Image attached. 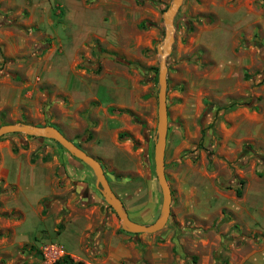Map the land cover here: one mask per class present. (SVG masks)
<instances>
[{
	"label": "crops",
	"instance_id": "obj_1",
	"mask_svg": "<svg viewBox=\"0 0 264 264\" xmlns=\"http://www.w3.org/2000/svg\"><path fill=\"white\" fill-rule=\"evenodd\" d=\"M208 1L192 0L190 15H195L197 21L189 41L193 47L207 51L212 63V70L202 79L207 87L205 96H212L216 101L230 100L240 92L245 94V84L257 82L264 72V53L257 45L258 42L264 45V7L260 6L264 0ZM0 5L6 11L13 9L28 13L18 21L22 30L0 29V59L4 58L2 71L3 65L5 68L10 65V59L28 57L29 64L28 61L14 64L18 69L27 64L22 75L28 81L34 75L42 85L58 89L60 97L65 100L59 108L54 103H45V95L39 96L33 86L16 85L15 79L11 78L17 74L10 67V73L6 72L0 78V111L19 109L14 113L19 116L22 112L29 118L26 122L37 126L51 125L68 140L84 141L89 134V142L80 148L97 159L102 169L104 166L99 159L114 164L119 169L114 167V170L119 172L143 173L144 180L141 179L139 187L135 181H129L128 186L132 185L133 191L130 197L126 190L107 181L128 218L140 224H150L145 209L150 205L151 211L157 210L159 203L152 174L153 135L147 130L142 138L140 168L132 158L135 148L131 146L125 150L116 145L120 131L134 133L132 124L118 121L115 115L108 113L113 107L139 113L138 103L142 99L137 77L125 67L104 65L102 73L97 76L91 71L78 69L77 65L80 57H86L88 45L94 40L116 49L114 41L118 25L127 23L135 29L145 18L155 23L156 11L133 0H0ZM208 16L211 23L207 22ZM157 36L158 29L152 25L148 34L135 36L133 43L150 46ZM124 53L129 59L138 58L132 50ZM245 75H249L247 81ZM181 80L192 85L189 76H182ZM191 102L184 97L182 106L189 107L193 105ZM14 113H8L3 124L12 123ZM193 118L188 113H179L172 127L168 122L163 157L165 168L169 163L175 167L180 162L176 156L179 149L174 148L175 152L168 154V139L181 137L183 128L178 125L190 123ZM259 119L247 117L241 120L249 127L242 134L243 138L264 140V121ZM107 141L114 148L112 153L106 150ZM144 181L147 189L141 186ZM96 190L86 166L65 151L56 149L49 141L17 133L0 137V264H8L6 257L13 253L27 257L31 248L50 245L53 237L64 244V240H72L68 250L74 249L88 225L77 224L70 234L68 226L74 220L67 208L70 204H79L87 210L85 205L96 201ZM258 194L259 187L245 185L244 196L251 207L258 202ZM123 195L129 198L128 202L123 200ZM58 223L63 226L56 231ZM263 257L264 249H260L240 264H260Z\"/></svg>",
	"mask_w": 264,
	"mask_h": 264
},
{
	"label": "rangeland",
	"instance_id": "obj_2",
	"mask_svg": "<svg viewBox=\"0 0 264 264\" xmlns=\"http://www.w3.org/2000/svg\"><path fill=\"white\" fill-rule=\"evenodd\" d=\"M133 1L156 11L157 21L153 23L145 18L135 29L127 23L118 25V34L114 41L116 49L109 48L107 43L94 40L88 45L86 57H80L77 67L86 72L91 71L97 76L102 73L104 65L109 68L125 67L137 77L142 99V102L138 103L139 113L115 107L109 108L108 113L115 115L118 121L132 124L134 133L120 131L118 134L123 138L118 140L116 137V145L125 150L131 146L135 148L132 158L141 168L143 156L139 146L143 143L142 138L146 136L147 130L152 133L153 141L155 136L158 88L156 46L163 37L161 14L170 0ZM191 3L192 0H183L173 18V43L171 52L166 57L167 124L170 122L169 126L172 127L174 118L179 113H188L194 118L190 123L178 125L183 128L181 137L174 136L168 139V154L175 152L174 148L179 149L176 156L180 162L175 167L170 163L164 167L171 201L169 216L163 228L153 234H132L121 230L116 215L96 190V201L91 205L86 204L87 210L79 204H70L67 208L74 220L70 221L68 226L70 234L74 232L77 224L88 225L74 249L68 250L72 246V240L66 239L64 244L53 237L49 242L60 247L62 251L54 261L44 263L41 250L31 248L27 257L23 255L20 257L15 253L8 255L6 257L8 264H15L17 260H21L20 264H56L64 258L69 264H240L245 258L264 249V140L243 138L242 134L249 127L241 121L247 117H258L260 122L264 121V72L257 82L245 84V94L240 92L241 94H236L230 100L218 101L212 96H205L207 87L202 83V79L205 73L212 70V63L207 51L193 47L189 41L194 23L197 21L195 15H190ZM260 6L264 7V1ZM27 15L25 11L13 9L6 11L0 5V29L22 30L18 21ZM207 19V22L211 23L209 16ZM7 23H14L15 27L7 26ZM152 25L158 29V36L154 42L150 46H136L133 43L135 36L148 34ZM257 45L261 46L264 53V45H260L259 42ZM36 49L37 47L32 51L33 56ZM128 50H132L133 55H137L138 58L126 57L124 52ZM1 51L0 45V55ZM2 61L4 62V58L1 57L0 64ZM27 61L28 57L21 60L10 59V65L7 68L3 65V71L1 64L0 78L6 72L10 73L9 69L12 67L18 77L15 75L10 78L15 79L17 86H33L39 96L45 95V103L46 101L47 104L54 103L57 107L62 105L65 100L60 97L58 89L56 91L51 86L42 85L34 75L28 81V78L22 75L27 64H23L19 69L14 65ZM59 75L55 74L57 77ZM182 76H189L192 85L182 81ZM248 78L249 75L244 76L245 81ZM184 97L191 99L193 105L183 107ZM7 112L13 114L19 112V109L8 108L4 112L0 111V125H3ZM18 114H15L12 123L34 125L26 122L29 118L23 116L22 112L19 116ZM42 140L49 141L56 149L64 151L55 142ZM87 142L89 141L78 140L76 144L85 147L84 143ZM106 150L110 153L114 151L108 141ZM99 160L104 166L103 171L110 184L126 190L128 196L133 195L132 185L131 188L128 186L129 181H135L139 187L141 179L144 180L143 173L119 172L114 170V167L118 169L114 164ZM86 169L91 173L87 167ZM152 174L159 203L157 210L151 211L150 205L145 209L146 220L150 223L158 217L161 201L160 190L154 173ZM92 179L94 180L93 175ZM246 184L259 187L257 198L259 200L253 207L246 203L244 196ZM135 186L133 190H136ZM141 186L145 189L146 182L144 181ZM236 189L240 191L239 196L235 195ZM125 196L123 195V200L128 202L129 198L126 199ZM62 226L60 223L56 224V231ZM259 262L264 264V257Z\"/></svg>",
	"mask_w": 264,
	"mask_h": 264
},
{
	"label": "water",
	"instance_id": "obj_3",
	"mask_svg": "<svg viewBox=\"0 0 264 264\" xmlns=\"http://www.w3.org/2000/svg\"><path fill=\"white\" fill-rule=\"evenodd\" d=\"M183 0H170L168 6L161 14L163 37L156 46L158 55L157 67V93H156V124L153 141L152 161L153 173L160 190L161 203L158 217L150 224H140L128 218L120 200L111 191L107 178L97 159L87 155L72 140L65 138L51 125H32L25 123H8L0 125V137L8 134H23L29 137L47 139L59 145L72 158L83 163L94 177L95 187L100 193L105 204L113 211L120 222L121 230L132 234H153L165 225L169 216L171 193L164 174V149L167 130L166 111V57L171 52L173 43L174 25L173 18Z\"/></svg>",
	"mask_w": 264,
	"mask_h": 264
},
{
	"label": "built area",
	"instance_id": "obj_4",
	"mask_svg": "<svg viewBox=\"0 0 264 264\" xmlns=\"http://www.w3.org/2000/svg\"><path fill=\"white\" fill-rule=\"evenodd\" d=\"M43 257L44 263H49L54 261L61 255V248L56 246L55 244L45 245L40 248Z\"/></svg>",
	"mask_w": 264,
	"mask_h": 264
},
{
	"label": "trees",
	"instance_id": "obj_5",
	"mask_svg": "<svg viewBox=\"0 0 264 264\" xmlns=\"http://www.w3.org/2000/svg\"><path fill=\"white\" fill-rule=\"evenodd\" d=\"M136 2H137V0H136ZM138 3H140V2H138ZM7 26H13V27H15V24L14 23H7L6 24ZM126 65H130V63H126ZM95 71V70H94ZM88 124V126H89V123H87ZM29 137V136H28ZM32 138H34V137H32ZM123 138V136L121 135V134H118L117 135V139L118 140H121ZM89 139V134H87V136L85 137V139H84V141H86V140H88ZM75 143H76V141H74ZM56 144V143H55ZM58 147H60L59 145H57ZM76 146H77V144H76ZM79 147V146H78ZM61 148V147H60ZM80 148V147H79ZM239 184H241V182L239 183ZM235 195L236 196H239L240 195V191H239V189H236L235 190ZM56 264H69V261L66 259V258H64V259H61L59 262H57Z\"/></svg>",
	"mask_w": 264,
	"mask_h": 264
}]
</instances>
